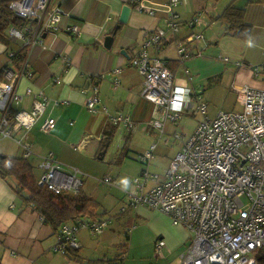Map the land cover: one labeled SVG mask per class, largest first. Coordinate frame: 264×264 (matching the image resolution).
<instances>
[{"label": "crops", "instance_id": "1", "mask_svg": "<svg viewBox=\"0 0 264 264\" xmlns=\"http://www.w3.org/2000/svg\"><path fill=\"white\" fill-rule=\"evenodd\" d=\"M150 1L164 3L169 0ZM179 1L181 3L177 6V11L182 24L178 31H173L168 29L163 12L156 15L140 12L130 5L129 0H52L54 4L60 5L65 15L61 30L44 34L46 47L37 44L26 48L15 40V45L0 42V74L7 65L19 66L24 57H27L33 70V78L22 77L18 82L17 89L23 93L24 98L15 105V109H31L34 97L26 93L27 87H32L35 92L43 90L49 98V104L38 125L28 133L33 154L27 159L34 169L42 157L52 154L66 169L74 166L82 168L81 176L85 174L83 170H88L86 164H89V160L82 155H72L84 152L94 142L98 149L103 148L113 127L122 124H115L111 120L113 115L123 114V108L126 107L135 108V113L130 115L134 120H151L155 105L135 91L141 76L131 58L142 49L148 35L157 28L168 29V37L158 53L168 60L176 82L193 90L201 89L202 95L204 90L195 86V73L202 80H206L208 76L211 82L218 81L219 77L221 81H225L228 76L231 88L243 84L264 86V0ZM126 4L131 6L129 18L120 26L111 47H106L105 36L118 28L121 12ZM231 4L245 8V21L252 26L251 36L246 40L224 31L231 37L228 43L232 54L230 57L225 56L227 60L225 57L219 60L221 67H215L218 59L201 56L200 41L205 38L206 29L217 22L225 29L226 24L219 16ZM193 17H197L199 22L191 27L188 21ZM73 24L80 27V35L68 31L67 27ZM194 34H201L202 37L188 41V37ZM173 43L176 57L169 53ZM180 43H184L187 50L192 52L183 61L180 60ZM123 49L126 54L122 53ZM11 52H15L16 57L12 58ZM65 54L71 57V65L67 68L63 60ZM254 66H260V71L254 70ZM116 67H121L122 71L114 73L113 69ZM198 68H204L209 75H203ZM55 76L62 78L60 83H54ZM115 77L120 79L118 85L114 83ZM94 86L100 91V106L96 110H90L86 106V100L92 96ZM237 99L241 110L238 94ZM63 100L68 102L64 103ZM123 101L126 106L121 104ZM130 103L134 106L129 107ZM1 116L0 109V119ZM47 117L56 119V126L50 131L40 128L41 122ZM4 139H10L11 142H2ZM0 154L24 157V148L15 139L4 137L0 139ZM40 172L42 173L41 169ZM35 176L42 184L40 177ZM82 180L83 188V177ZM16 186L15 178L0 176V264H180V253L190 243L188 229L182 225H174L166 214L159 212L166 217L156 215L155 226L158 239L163 238L166 243L163 255H158L155 250L153 257L150 256L147 262L139 263L134 259L135 256L138 257L134 253L137 248L132 245L130 234L127 235L129 241H125L124 234L108 225L101 234H95L88 228L81 229L78 233L80 247L74 250L75 258H70L55 250L59 242L58 232L33 203L19 194ZM147 207L149 208L139 206L137 212L149 210ZM96 210L98 216H103L105 209L97 207Z\"/></svg>", "mask_w": 264, "mask_h": 264}, {"label": "built area", "instance_id": "2", "mask_svg": "<svg viewBox=\"0 0 264 264\" xmlns=\"http://www.w3.org/2000/svg\"><path fill=\"white\" fill-rule=\"evenodd\" d=\"M129 3L150 15L163 12L168 29L173 31H178L182 24L177 11L179 0L164 3L129 0ZM9 9L23 21L11 23L7 35L26 48L37 44L46 47L44 34L62 29L65 13L52 0H10ZM198 22L193 17L188 24L192 27ZM67 29L75 35L81 33L77 24ZM168 29L160 27L149 34L142 49L131 58L142 76L141 95L152 101L160 112V117L151 124L164 132L167 120L177 122L189 108L201 114V118L191 135L176 133L178 150L162 179L149 169L134 179L136 189L129 193L127 206L121 212L131 206L146 205L168 215L174 225L186 227L190 243L180 253V264H264V86H234L242 109L221 111L211 117L202 90L176 82L168 60L158 53L168 37ZM201 37L194 34L188 41ZM179 49L181 61L192 54L184 43L179 44ZM10 56L16 57V53L11 52ZM63 60L66 68L71 65L68 54ZM253 68L260 71V66ZM121 71V67L113 69L114 73ZM22 77L33 78L27 57L17 67L7 65L0 75V139H15L23 146L24 157L29 158L33 151L28 133L38 125L49 98L43 90L35 92L27 87L26 93L34 97L31 109H15L24 98L17 89ZM61 79L55 76L53 81L60 83ZM114 83L118 85L120 79L115 77ZM86 106L90 110L100 106L97 86L86 100ZM111 120L132 126L130 115L116 114ZM55 126L53 117H47L40 124L45 131ZM155 146L141 154L146 164L154 158ZM38 167L42 171L40 182L56 193L77 194L82 188L81 170L66 169L52 154L42 157ZM103 180L114 181L110 176ZM149 181L156 182L148 185ZM108 225L109 221L101 216L94 221L85 216L64 222L58 231L55 250L64 253L67 248L78 249L81 228L101 234ZM165 244L163 238L156 242L158 255H163Z\"/></svg>", "mask_w": 264, "mask_h": 264}, {"label": "rangeland", "instance_id": "3", "mask_svg": "<svg viewBox=\"0 0 264 264\" xmlns=\"http://www.w3.org/2000/svg\"><path fill=\"white\" fill-rule=\"evenodd\" d=\"M204 34L205 38L200 41L201 44L199 45L201 56L218 59L215 65L212 64L215 67H221L222 63L219 60H223L222 58L225 56L230 57L232 54L228 43L231 37L224 33L223 26L219 22L212 27H208ZM7 43L15 45V42L11 39ZM170 46V55L176 57V51L173 48L175 44L173 43ZM3 58L5 59V53ZM198 71H201L203 75H209V72L204 68H198ZM198 75L197 73L194 74L195 86L204 90V100L208 104V114L211 117H215L221 111H233L241 108L237 99V92L234 87L231 88L228 85V76H226L225 81H221L219 77L218 81L211 82L208 76L206 80H202ZM141 82L142 76L135 88V91L139 94H141ZM196 90L200 91L201 89ZM123 103L125 104L124 101L121 104ZM130 106H134V104L130 103ZM123 110L125 115L132 116V112L135 113V108L126 107ZM158 117H160V112L155 105L150 121L139 122L131 117V120H134L135 123L133 122L132 126H125L124 124L117 126L115 131L111 132L105 139V147L98 149V145L94 142L93 145L87 146L84 152L80 151L78 155H72H82L88 158L89 164H86L88 170H83L85 174H81V177L85 180L82 189L87 195L94 197L96 200L98 199L99 207L105 209L106 212L104 211L102 214L109 220V228L114 227L115 231L124 234L125 241H129L127 235L130 234L131 243L137 248L134 253L138 257L135 256L134 259L139 263L147 262L150 256L153 257L156 242L159 238L155 231L156 215L165 216L161 214L162 212L159 213L160 211L150 207H147L149 209L147 211L137 212L139 206L146 205L131 206L124 212H121V208L127 206L129 193L136 189L134 179L142 177L143 170L149 169L151 174H158L160 179L164 177L172 158L178 150L176 133L183 132L186 136L191 135L195 131L201 114L193 112L189 108L177 122L167 120L163 133L151 124V121ZM9 140L4 139L2 142H11ZM153 144H156L153 150L154 158L149 164H146L141 158V154L150 149ZM34 171L35 175L40 177L41 172L38 163ZM106 176L112 177L114 181L105 182L103 179ZM152 182L149 181L148 185H151ZM130 229H132L131 232ZM127 247L129 249V245ZM131 259H133L132 256Z\"/></svg>", "mask_w": 264, "mask_h": 264}, {"label": "trees", "instance_id": "4", "mask_svg": "<svg viewBox=\"0 0 264 264\" xmlns=\"http://www.w3.org/2000/svg\"><path fill=\"white\" fill-rule=\"evenodd\" d=\"M9 2L10 0H0V42L4 43L9 41L8 26L11 23L20 24L23 21L9 9ZM245 16V8L237 7L234 4L229 5L219 16V19L226 24L225 33L242 39H249L252 26L246 23ZM117 126L115 125L110 132L113 133ZM0 176L15 178L17 180L16 189L19 194L28 202L33 203L34 207L40 211L47 222L54 226L57 232L64 222L88 216V214L91 215L89 219L92 221L99 217L96 210L99 207L98 202L86 195L81 189L77 194L56 193L47 186L40 184L35 176L33 164L25 157L0 154ZM101 217L107 219L104 216ZM74 250L77 249L67 248L64 254L70 258H75Z\"/></svg>", "mask_w": 264, "mask_h": 264}, {"label": "water", "instance_id": "5", "mask_svg": "<svg viewBox=\"0 0 264 264\" xmlns=\"http://www.w3.org/2000/svg\"><path fill=\"white\" fill-rule=\"evenodd\" d=\"M130 10H131V6L126 4L124 7H123V10L121 12V16H120V24H118V28H116L114 31H112V33L108 34L105 36V40H104V45L106 47H111L114 39L116 38L117 36V32L120 28V26L127 22L128 18H129V15H130ZM122 53L123 54H126V50H122Z\"/></svg>", "mask_w": 264, "mask_h": 264}, {"label": "clouds", "instance_id": "6", "mask_svg": "<svg viewBox=\"0 0 264 264\" xmlns=\"http://www.w3.org/2000/svg\"><path fill=\"white\" fill-rule=\"evenodd\" d=\"M126 183V182H125Z\"/></svg>", "mask_w": 264, "mask_h": 264}]
</instances>
